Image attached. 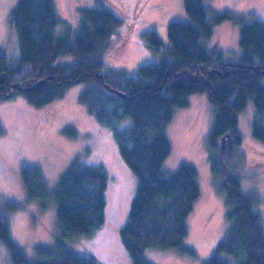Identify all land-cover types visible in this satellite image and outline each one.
<instances>
[{"label":"trees","instance_id":"1","mask_svg":"<svg viewBox=\"0 0 264 264\" xmlns=\"http://www.w3.org/2000/svg\"><path fill=\"white\" fill-rule=\"evenodd\" d=\"M97 1L93 7H78L74 27L60 17L55 0H18L12 25L21 54L11 66L8 54L0 51V100L23 96L32 106L42 108L64 97L67 88L81 82L88 84L80 94V104L100 126L113 132L123 159L138 178L129 218L119 231L121 241L133 264H153L145 257L148 250L183 251L188 219L201 195L194 166L183 164L174 173H163V164L171 153L165 130L175 109L187 107L190 95L208 91L216 109L209 136L211 152L216 154L220 141L229 139L224 155H232L234 147L242 145L239 115L253 100L259 115L253 120V136L264 143V85L258 72H264V22L247 23L231 13L211 21L204 0H184L191 21L171 22L168 55L162 56L159 63L139 65V75L132 77L124 70L105 66L102 55L123 19L103 0ZM224 20L241 26V64L248 66L232 77L221 71V56L210 53L202 44V40L213 36L215 25ZM144 37L154 52L161 53L163 42L156 31ZM64 56L74 60L59 62ZM44 79L46 83L36 87ZM64 132L77 135L71 128ZM3 133L0 128V135ZM213 160L214 174L222 181L230 226L207 264H229L225 256L235 257L239 264H264V230L255 211V199L243 191L230 167L222 168L218 160ZM21 176L29 198L47 196L38 170L23 168ZM107 190L108 176L103 166L78 157L71 161L53 194L63 238L92 237L102 227ZM0 242L10 251L14 264H97L94 259L69 251L31 261L2 218Z\"/></svg>","mask_w":264,"mask_h":264},{"label":"rangeland","instance_id":"2","mask_svg":"<svg viewBox=\"0 0 264 264\" xmlns=\"http://www.w3.org/2000/svg\"><path fill=\"white\" fill-rule=\"evenodd\" d=\"M79 1L55 0L60 17L74 27L78 7L98 5L97 0ZM103 1L123 19V24L113 34L102 59L107 68L124 70L132 77L139 75V65L159 63L162 56L168 55L171 22L191 21L184 0ZM17 2L0 0V51L8 54L11 66L16 65L21 54L12 25ZM204 5L211 21L216 16L231 13L247 23L264 22V0H204ZM240 30V25L224 20L215 25L211 38L202 40L210 53L221 56V71L227 77L248 67L241 64ZM150 31H156L161 38V53L154 52L145 39L144 35ZM64 57L59 62L74 60L72 56ZM258 72L264 85L263 69ZM87 85L81 82L67 88L64 97L42 108L32 106L23 96L0 100V128L4 131L0 135V218L8 222L13 240L31 261L45 254L69 251L78 257L94 259L97 264H133L119 231L129 218L138 178L123 159L113 132L100 126L80 104V94ZM188 99L189 105L176 108L173 120L166 126L171 153L162 169L168 175L183 164L194 166L201 195L188 219L189 233L182 242L183 251L148 250L145 257L153 264H207L224 240L230 226L228 208L221 192L222 181L213 171V159L218 160L222 168L230 167L243 191L254 197L255 211L264 230V143L253 136V120L259 117L253 100H249L239 115L242 145L235 146L232 155H224L229 139L220 141V151L216 154L210 149L209 136L216 109L209 92L193 94ZM68 128L74 129L77 135L65 133ZM77 157L106 170V215L104 224L92 237L65 239L53 194L61 174ZM23 168L41 173L47 191L45 198H29L21 176ZM225 259L229 264H239L233 256H225ZM0 264H14L10 251L1 242Z\"/></svg>","mask_w":264,"mask_h":264},{"label":"water","instance_id":"3","mask_svg":"<svg viewBox=\"0 0 264 264\" xmlns=\"http://www.w3.org/2000/svg\"><path fill=\"white\" fill-rule=\"evenodd\" d=\"M50 79H52V78H50ZM46 81H47V79H44V80L39 81V82L37 83L36 87H39V86H41V85H44V84L46 83ZM121 96H122V97H125L124 94H121Z\"/></svg>","mask_w":264,"mask_h":264}]
</instances>
